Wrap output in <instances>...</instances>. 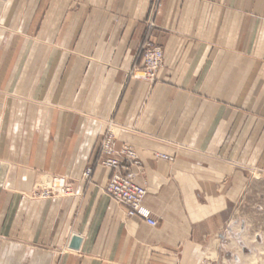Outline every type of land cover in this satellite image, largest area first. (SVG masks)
<instances>
[{
  "label": "crops",
  "instance_id": "0c3cea01",
  "mask_svg": "<svg viewBox=\"0 0 264 264\" xmlns=\"http://www.w3.org/2000/svg\"><path fill=\"white\" fill-rule=\"evenodd\" d=\"M151 4L0 0V264L244 263L240 214L264 183V0H163L149 29ZM148 36L164 50L154 82L131 75ZM110 126L144 164L157 226L103 191ZM53 176L72 192L43 196Z\"/></svg>",
  "mask_w": 264,
  "mask_h": 264
},
{
  "label": "built area",
  "instance_id": "2783aa9c",
  "mask_svg": "<svg viewBox=\"0 0 264 264\" xmlns=\"http://www.w3.org/2000/svg\"><path fill=\"white\" fill-rule=\"evenodd\" d=\"M163 0H152L147 25L149 29L155 27V19L158 15ZM138 57L140 63L131 72L132 77L154 82L163 66L164 50L161 45L155 43L148 36L141 44ZM159 158L173 160L166 155H157ZM99 164L111 170L109 181L103 187V191L119 206L125 208L128 217H137L151 226H157L158 221L151 212L145 208L144 200L147 195V185L141 182L144 174V164L136 149L130 144H124L119 149L115 146V134L111 126L108 128L101 142ZM93 167L88 166L83 173L86 179H90ZM51 187L43 190V196L52 194H70L71 183L63 176H53Z\"/></svg>",
  "mask_w": 264,
  "mask_h": 264
},
{
  "label": "rangeland",
  "instance_id": "374dc122",
  "mask_svg": "<svg viewBox=\"0 0 264 264\" xmlns=\"http://www.w3.org/2000/svg\"><path fill=\"white\" fill-rule=\"evenodd\" d=\"M53 179V177H44L42 187H51ZM257 187L260 190H256V193L251 195V202L240 214L245 218L246 231L245 249L241 250L245 258L242 264H264V183ZM229 257L231 264H235L234 256Z\"/></svg>",
  "mask_w": 264,
  "mask_h": 264
},
{
  "label": "water",
  "instance_id": "95a60500",
  "mask_svg": "<svg viewBox=\"0 0 264 264\" xmlns=\"http://www.w3.org/2000/svg\"><path fill=\"white\" fill-rule=\"evenodd\" d=\"M82 243V238L79 235H73L69 244L72 249H79Z\"/></svg>",
  "mask_w": 264,
  "mask_h": 264
}]
</instances>
